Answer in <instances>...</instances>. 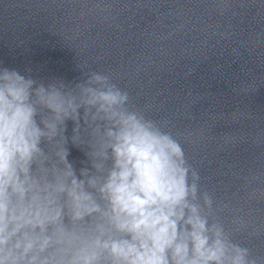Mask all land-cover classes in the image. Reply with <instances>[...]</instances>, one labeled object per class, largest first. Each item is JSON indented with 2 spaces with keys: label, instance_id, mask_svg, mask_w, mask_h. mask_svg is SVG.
Listing matches in <instances>:
<instances>
[{
  "label": "clouds",
  "instance_id": "9594fccd",
  "mask_svg": "<svg viewBox=\"0 0 264 264\" xmlns=\"http://www.w3.org/2000/svg\"><path fill=\"white\" fill-rule=\"evenodd\" d=\"M227 207L110 74L0 66V264H264Z\"/></svg>",
  "mask_w": 264,
  "mask_h": 264
}]
</instances>
